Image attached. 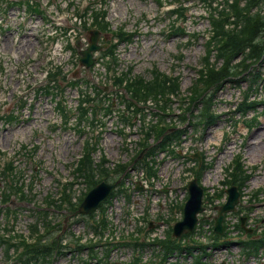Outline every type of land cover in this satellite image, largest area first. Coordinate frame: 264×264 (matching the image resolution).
<instances>
[{
	"label": "rangeland",
	"instance_id": "rangeland-1",
	"mask_svg": "<svg viewBox=\"0 0 264 264\" xmlns=\"http://www.w3.org/2000/svg\"><path fill=\"white\" fill-rule=\"evenodd\" d=\"M26 1L38 3L40 12H32L29 7L26 9ZM95 4L96 0H0V236H14V231L29 236V227L37 220L42 233L48 228L47 224L60 225L45 244L52 243L58 236L62 245L60 252L64 254L55 252L48 264H107L106 260L113 264H136V258L147 264H196L198 256L202 257L200 264H264V246L256 251L257 254L250 255L249 252L254 250L247 245L264 236V192L255 196L254 187L256 184L264 190V60L252 66L251 75L242 74L241 69L232 82L223 85L216 102V109L222 117L219 122L214 119V127L206 131L196 129L189 119L179 125L177 117L181 105L178 103L172 107L169 113L172 123L184 128L186 136L181 146L174 148L177 154L158 153L155 158L158 176L150 179L142 164L147 160L148 152L140 146L145 138L143 113L130 115L133 116L130 122H123L120 114L128 109L120 97L114 98L110 117L106 119L105 111L101 112L103 124L97 122L79 130L75 121L69 125L60 121L54 98L42 91L48 84V71L61 72L58 81L63 88L67 86L63 78H67L81 80L82 90L86 92L89 88L105 93L115 91L114 83L106 80L109 73L101 62L96 69L86 70L79 65V52L68 49L72 43L69 32L75 19ZM219 4L222 7L216 8L217 17L213 13L210 22L209 13ZM244 6L245 3L241 2V8ZM169 9L189 17L188 20L175 21L172 17V33ZM228 9V3L223 0H119L111 5L109 23L135 33L128 45L118 47L120 71L133 68L135 74H144L157 67L168 73L171 66L180 61L170 74L182 77L181 99L196 110L191 99L194 96L192 88L200 66L203 67L207 43L214 35V23ZM177 29L180 32L176 33ZM108 41H111L109 37ZM58 47L64 49L62 54L56 52ZM211 62H218V66L222 64L215 55ZM254 74L259 75L256 82H253ZM199 88L198 83L195 93ZM79 90L69 88L59 94L60 102L74 109ZM216 92L207 94L205 99L212 98ZM93 97L97 102L103 100L96 91H93ZM241 101L251 106L248 117L237 109ZM253 102L256 104L252 105ZM107 104L106 101L105 106ZM11 115L16 116L17 121L9 122L7 118ZM87 142L97 149L94 152L97 162L106 159L103 169L107 171L108 179L104 181L110 184L118 182L119 188L123 182L126 190L109 203H104L94 214L100 221L105 212L110 222L103 235L91 231L93 220L69 213L90 190V185L80 179L76 171ZM149 142L154 144V138ZM232 145L236 148L229 152ZM238 155H242L251 179L242 189L244 196L237 210L226 215L229 244L218 247L213 245L211 228L220 207L228 199L225 191L230 187L223 185L228 180L226 169ZM193 156L199 157L206 167L202 175L206 189V210L202 218L205 217L207 222L199 223L198 234L192 237L199 243L194 244L187 239L184 245L200 249L186 250L164 261L162 249L146 243L148 223L154 220L156 224L163 225L164 228H159L158 232L164 239L169 228H173L181 218L176 220L167 215L163 222L155 217L150 219L156 209L153 201L165 195L172 200L173 191L176 204L173 205V215L182 213L181 205L185 203L188 184L194 176L192 170L197 168L194 161L198 159H193ZM10 164L14 170L6 172ZM119 165L128 167L124 174L120 171L114 173ZM142 171L150 184L146 197L133 191L129 185V180ZM100 179V175H96L94 181ZM8 193L11 197L6 200ZM65 193L71 196L72 205L62 201ZM236 213L238 215H234ZM241 219H245L244 226ZM132 237L144 246L135 248L136 241ZM81 238L87 240L82 242ZM77 239L83 244L89 243V239L95 243L102 239V246L96 249L99 251L97 257H91L89 250L76 251ZM13 242L18 243L19 240L14 239ZM106 242L114 245L109 255H106L109 250ZM120 242L128 245H119ZM6 250L7 246L0 244V264H16L17 251L11 249L12 259H9Z\"/></svg>",
	"mask_w": 264,
	"mask_h": 264
},
{
	"label": "trees",
	"instance_id": "trees-1",
	"mask_svg": "<svg viewBox=\"0 0 264 264\" xmlns=\"http://www.w3.org/2000/svg\"><path fill=\"white\" fill-rule=\"evenodd\" d=\"M207 1V0H204ZM242 0H234L232 3L227 2L229 6V11L232 12L236 17L235 25H241L240 28H235L231 30H227L222 21L217 20L214 23V36L210 39L208 43V53L207 57H203V68L199 72V80L194 87L192 88V92L194 96L191 98L194 101L196 106V110L198 113L195 114L184 101L183 105L185 114L183 115V120H185V115L190 113L193 115V119L199 122L200 125H208L214 124V119L217 117L214 116L213 112V100L205 99L207 94L216 92L221 89V87L230 82L238 73L239 70L243 69L242 74L249 73L252 66L261 60H264V0H247L246 6L241 8ZM256 5L259 9L258 12H253L252 8ZM214 12H216V8L212 7ZM242 9L243 11H240ZM239 12V13H237ZM97 13H95L96 16ZM172 16H176V18H181L186 20L187 17L183 14L173 10L171 11L170 19ZM228 21V18H227ZM100 27V26H99ZM104 28L106 25L103 26ZM174 28V26H172ZM176 33L180 32V30H175ZM119 37L122 40H125V36L123 33L119 34ZM129 36L128 38H130ZM112 49L106 51L107 54H112ZM216 52L217 60H221V66L214 64L211 62L212 54ZM240 60L238 63L233 64L235 61ZM154 75L158 76V72H154ZM58 74H51L49 80V86L47 87L48 93H51L56 90H60V86L57 81ZM163 77H157L154 80L146 81L142 78H136L132 76V71L128 73H122L120 84L124 87L127 95L128 102L131 106H137L141 103H144L152 94L159 95L157 90H160L161 94L166 99L167 102V94H173L177 90V85L174 84L170 87V81L166 78L161 82V84H157L159 79ZM259 80V75L254 74V81ZM169 82V86H168ZM200 84V88H197V84ZM125 84V85H124ZM73 87L77 86V83L72 84ZM256 102H253L252 105H255ZM105 106H100L99 103H96L90 95H86V98L80 100L79 106L77 108L78 114H74L73 118H76L79 126L85 123H92L93 116L97 108H103ZM59 108L61 110V118L65 123H68L70 110L67 106H62L59 104ZM112 104H109L106 110H111ZM251 106L247 103H242L239 110L244 111L245 114L250 112ZM131 107H129V111H131ZM160 109L166 115V108L160 106ZM133 111V110H132ZM150 134H156L158 139L162 138L161 146H170L175 139H179L183 136L182 130H177L173 133L168 132L167 127H156L153 129V132ZM237 166L233 167L232 172L230 173L231 178L230 181L227 182V185H238L240 183H244L248 178L244 174L243 167L239 165V160L236 161ZM124 168V166H118L116 171H120ZM78 171L82 172V177L86 180L87 184L90 185V188L95 187L100 181H94L96 174L103 175L106 173V170L103 169V165H95V161L92 160V153L87 151L84 158L80 161V167ZM201 172L198 174V179L201 177ZM103 177V176H102ZM91 188V189H92ZM10 198V194L6 195V200ZM62 201L66 204L72 205L71 197L65 193ZM51 203H54L51 202ZM77 207L74 206L73 209L69 210V212H76ZM1 214V212H0ZM104 223V222H103ZM50 227V226H49ZM52 228V227H50ZM96 230V229H95ZM33 234L36 235V241L33 244H30L27 239L23 238L19 243L7 242L2 239L1 246H7V252L10 253L11 249H15L17 251V259L16 263L18 264H38L40 262H48V258L52 257L53 254L59 253L62 245L59 243V239L55 238L52 243L43 244L50 236V231L39 234V230L36 226L32 228ZM169 238L171 239V233H169ZM11 240V239H10ZM43 241V242H42ZM170 245L167 248L170 251H176L179 249V246L174 242H169ZM248 245L253 246L255 250H258L262 246H264V236L257 241H252ZM97 245H89L88 248L91 250L92 257L96 256L95 247ZM80 249H84L85 246H80ZM61 253V252H60Z\"/></svg>",
	"mask_w": 264,
	"mask_h": 264
},
{
	"label": "water",
	"instance_id": "water-1",
	"mask_svg": "<svg viewBox=\"0 0 264 264\" xmlns=\"http://www.w3.org/2000/svg\"><path fill=\"white\" fill-rule=\"evenodd\" d=\"M91 39L88 49L82 51L80 63L89 69L95 62L93 53L103 49L98 45L100 32L97 30L90 31ZM80 45L77 44V47ZM116 185H107L102 183L90 192L85 201L79 208V213L83 215L92 214L95 209L111 194ZM190 196L184 208V218L174 226V237L181 238L184 234L192 232L198 223V215L204 211L203 208V189L198 186L197 179L193 180L190 185ZM229 200L220 211L216 218L215 232L219 235L223 234L224 214L235 211L239 203L240 193L237 187L228 190ZM244 223V220H243Z\"/></svg>",
	"mask_w": 264,
	"mask_h": 264
},
{
	"label": "bare ground",
	"instance_id": "bare-ground-1",
	"mask_svg": "<svg viewBox=\"0 0 264 264\" xmlns=\"http://www.w3.org/2000/svg\"><path fill=\"white\" fill-rule=\"evenodd\" d=\"M10 102H11V100H10ZM11 104H12V103H11ZM231 148H234V150H235L236 147H235L234 145L230 146V148H229V152H230V149H231ZM233 154H234V153H233ZM233 154H232V155H233ZM223 160H224V159H223ZM224 163H225V161L223 162V164H224ZM223 164H222L220 167H222ZM217 246H218V245H217ZM249 254L252 255V254H257V253H256V250H254V251H250Z\"/></svg>",
	"mask_w": 264,
	"mask_h": 264
}]
</instances>
